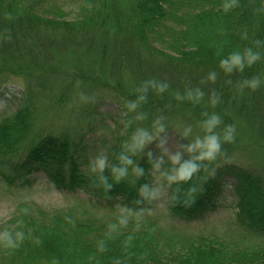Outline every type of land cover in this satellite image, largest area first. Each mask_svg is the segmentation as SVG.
Masks as SVG:
<instances>
[{
	"label": "trees",
	"instance_id": "16d2710c",
	"mask_svg": "<svg viewBox=\"0 0 264 264\" xmlns=\"http://www.w3.org/2000/svg\"><path fill=\"white\" fill-rule=\"evenodd\" d=\"M70 1H76L79 10L73 20L65 21L62 20L64 14L72 16V12L58 7L61 3L0 0V73L23 77L37 73L35 80L40 83L42 73L64 79L66 89L54 95L59 106L68 102V94L74 92V88L80 87L77 80H85L82 74L90 82L101 85H104L102 78H109L103 87L110 89L117 83V76L123 77L120 69L126 70L130 65L138 72L139 82L132 78L129 94L135 97L136 110L149 116L150 124L168 125L167 129L171 130L172 120L167 118L171 116V107L175 108L176 115L179 109L183 110L181 120L194 123L209 120L211 111L198 98L208 93L220 107L229 103L239 105L242 122L248 123L250 133H260L259 125L263 132L264 0ZM110 3L122 14L114 13ZM126 5L132 7L128 13L124 11ZM26 10L32 14V20H25ZM66 25L69 27H64ZM85 43L100 47L103 61L111 63L105 67L102 64L99 74L91 69L90 73L79 71L77 75V71L75 76L69 77L63 68L69 70L73 66L61 64L60 69L57 54L70 49L78 52ZM111 43L121 46L113 59L106 56ZM247 49L260 53L252 64L245 61L242 70L234 66L232 71L221 65L222 59L232 53L244 54ZM254 78L260 81L257 87L245 83ZM165 84L167 87L160 90L159 86ZM240 86L255 89L258 96L244 98L238 93L240 100L231 96L230 92L238 91ZM48 89L38 86L40 93ZM193 89L197 90L189 95ZM24 94L30 101L25 105L21 103L15 114L5 115L0 123V165L6 166L4 161L8 162L32 132L35 112L32 99L36 95L31 89ZM227 97L229 101L225 100ZM159 118L162 120L157 123ZM250 123L253 124L250 126ZM132 130L127 132L132 133ZM182 136L177 137L184 141L179 146L175 175L186 160L193 158L187 149L191 142ZM121 143L124 145L112 148L102 173L88 177L80 172L83 148L79 155V146L72 140L49 135L32 145L24 160L9 167L12 170L7 166L4 171L0 168V177L9 186L26 187L31 184L33 175L41 171L57 188L80 187L105 199L121 194L128 207L141 204L138 209L141 210L145 208L143 205L150 204V168L157 165V157L143 154L136 164V176L132 178L135 149L128 141ZM236 143L239 141L234 136L224 145L232 153ZM228 157L221 155L225 164L218 171L235 180L236 218L240 226L251 233L263 235L264 178L227 160ZM114 167L124 168L125 174L117 179L120 174L113 171ZM202 176L199 165L190 178L172 182L171 214L191 221L217 209L214 200L220 180L213 175L200 189ZM140 190L143 197L139 195ZM18 213L16 220L14 217L0 225V264H264L263 244L247 247L218 239L187 238L156 226L152 220L136 219L122 225L119 220L108 221L93 215L76 219L79 216L74 212L47 215L42 208L31 205L20 208ZM5 234L12 239V244L7 242Z\"/></svg>",
	"mask_w": 264,
	"mask_h": 264
},
{
	"label": "rangeland",
	"instance_id": "374dc122",
	"mask_svg": "<svg viewBox=\"0 0 264 264\" xmlns=\"http://www.w3.org/2000/svg\"><path fill=\"white\" fill-rule=\"evenodd\" d=\"M49 1H54L56 4L61 3L58 7L64 11L72 12V16L68 13L64 14L62 20L65 21L73 20L79 10L76 1ZM25 6L26 8L28 7L27 5ZM109 6L114 9V13L122 14L118 11L116 5L110 3ZM131 9V6L126 5L124 11L128 13ZM49 15L53 16V14ZM24 18H26L25 20L33 19L32 14L27 10ZM64 27L69 26L66 25ZM120 47L116 46L115 43H111L106 56L109 59L115 58V51L118 52ZM100 50V47L92 45V43H85L78 52L70 49L65 53L57 54L56 61L59 62L60 69L63 68L61 64L73 66L69 70L63 68L69 77H72L77 71V75L79 71L90 73L91 69L94 73L99 74L102 64L105 67L107 63H111L103 61ZM118 67L119 64L116 69L117 73ZM125 69H120V74L124 75L123 77L117 76V83H115L114 88L110 89L109 87H103L107 83L105 81L109 78H102L101 83L104 85H101L90 82L87 76L82 74L85 80H77L80 82V87L74 88V92L68 94V102L59 106L56 104L57 98L54 99V95L66 89L64 79L51 75L47 76L42 73L40 74L42 77L39 79L42 83H40L35 80L38 77L37 73L29 75V78L9 72L0 73V96L3 91L6 92L0 97V123L5 115L14 114L18 111L21 103L25 105L30 101L29 98L25 97L24 93L31 89V92L36 95L32 99L35 105L32 132L28 139L13 152V156L7 159L8 162H4L7 168L14 167L25 159L32 145L45 136L53 135L72 140L73 143L79 146V155L81 154V148H83V157L82 160H79L81 171L90 177L98 175L102 171L95 168V162L98 158L104 157L106 165L112 148L117 144V147L123 146L124 144L121 142L128 141L132 143L131 146L135 149L133 164L137 163L143 154L148 155L145 152L149 149L154 150V154L157 157L158 165L153 170L154 195L151 209L139 214L122 209L120 201H114L111 204H107L108 201L105 198H97L91 201L90 196L78 188L61 192L53 187L45 174L36 173L32 177V184L24 188L9 186L0 177V225L14 217L16 220L19 209L24 208L26 205H31L42 208L47 215H52L53 212L64 214L74 212L76 216H79L76 219H81L82 216L88 215L109 220L120 217L128 222L136 219H151L156 226L169 229L178 236L218 239L247 247L264 245V234L255 235L247 228L240 226L236 218L238 198L234 189L235 180L229 176L222 175L224 181L220 180V187L214 200V204L218 206L217 209L198 215L191 221L181 219L170 213L169 207L172 204L173 193L170 192L166 179H169L172 164L176 161L175 151H178L177 146H181L180 144L184 141L181 138L177 141L176 138L179 135H183L182 138L188 137L191 142L189 143L190 145L197 138L202 139L210 133L207 131V126L201 122L194 123L191 120H181L183 110L179 109L176 115L174 107H171L169 112L171 116L167 115V118L169 117L172 120L170 123L172 124L171 130L167 129L168 125L160 127L156 123L150 124L147 114L138 112L136 107H131V104L136 103V100L133 95L129 94L130 86L133 82L132 78L137 79L139 82V74L133 66L127 65ZM111 73L112 65L110 76ZM42 84L49 88L44 94L38 91V86ZM70 89L72 90V88ZM120 89L124 91L120 92ZM195 90L197 89H193L189 95L194 93ZM194 96L197 97V95ZM232 96L237 97L239 100L241 99L237 92ZM37 98L36 108L34 100ZM198 98L201 103L210 109V117L213 115L219 116L220 121L214 127L219 125L226 126L218 127L217 129L213 127L211 130L220 138V149L211 158L197 160L203 175L200 189L211 179L215 170L218 171L225 164V161L221 159V155H229L227 160L237 162L244 168L253 170L255 174L264 178V140H262L264 129L262 132V125H259L260 133L253 135L250 133L248 123L242 122V117L238 110L239 105L233 106L229 103L220 107L219 102L208 93H204ZM225 100L229 101V97ZM187 115L193 117L191 112H187ZM177 119L181 121H176ZM161 120L159 118L156 121L158 123ZM251 124L253 123H250V126ZM130 128H133L132 133L127 132ZM227 131H231L232 137H237L240 144L236 143V146L233 147L235 150L232 153L224 145L225 141L230 140L224 139ZM238 135H242V138ZM193 151L189 150L188 152L191 158L196 157L202 149ZM6 166L0 165L1 171H4ZM135 175L136 168H134L131 177L134 178ZM227 180L232 183H226ZM139 193H142V191ZM95 201L102 206L95 205Z\"/></svg>",
	"mask_w": 264,
	"mask_h": 264
},
{
	"label": "clouds",
	"instance_id": "9594fccd",
	"mask_svg": "<svg viewBox=\"0 0 264 264\" xmlns=\"http://www.w3.org/2000/svg\"><path fill=\"white\" fill-rule=\"evenodd\" d=\"M260 53L259 52H253L252 49H247L244 54L241 53H232L228 58L221 60V65L226 68L227 71H232L234 66H238L241 70L244 67L245 61L250 65L254 61H256L259 58ZM212 77H215V74H212ZM247 85L250 87H257L260 83L259 79H252L250 81H245ZM160 90H163V88L167 87V85H160ZM143 99V97H141ZM132 108L136 107L135 103L131 104ZM220 121V118L218 115H213L209 118V120L205 121V124L207 126V131L210 133L209 135L205 136L204 138H197V140L189 145V150L193 151L196 149H202L198 153V155L190 160H186L183 164V166L180 168L178 175L170 176L169 179L176 180V179H186L190 178L193 172H195L199 168V164L196 163V160L203 159V158H211L214 156V154L220 149V138L217 134L213 133L211 130L212 128L218 124ZM232 133L231 131H227L225 133L224 139H231ZM131 163V161H128ZM105 167V158L100 157L95 162V168L103 169ZM114 172H118L120 175L117 176V179L120 178V176L124 175L126 170L124 168H113ZM111 185H109L110 187ZM5 237L7 239V242L9 244H12L13 241L10 237L5 234Z\"/></svg>",
	"mask_w": 264,
	"mask_h": 264
},
{
	"label": "bare ground",
	"instance_id": "6f19581e",
	"mask_svg": "<svg viewBox=\"0 0 264 264\" xmlns=\"http://www.w3.org/2000/svg\"><path fill=\"white\" fill-rule=\"evenodd\" d=\"M237 93H240L244 98H251L252 96H258L256 93V91H255V89L253 90L252 88H250V87H248V86H240L239 88H238V91H236ZM235 91L234 92H230V95L232 96L234 93H236ZM193 112H197L198 113V111H196V110H194L193 109ZM198 122H201L202 124H205V121H203V120H199ZM206 125V124H205ZM46 137V136H45ZM82 174H84L82 171H80ZM37 173H42V174H45L44 172H37ZM46 175V174H45ZM85 175V174H84ZM213 175L217 178V179H219V180H221L222 182L224 181V175L222 176L220 173H219V171H215L214 173H213ZM229 180H230V178H228ZM229 180H227L226 181V183H232L231 181H229Z\"/></svg>",
	"mask_w": 264,
	"mask_h": 264
}]
</instances>
